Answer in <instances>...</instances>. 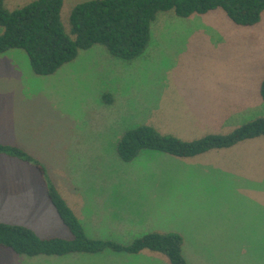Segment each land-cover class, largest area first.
Instances as JSON below:
<instances>
[{"label":"rangeland","instance_id":"rangeland-1","mask_svg":"<svg viewBox=\"0 0 264 264\" xmlns=\"http://www.w3.org/2000/svg\"><path fill=\"white\" fill-rule=\"evenodd\" d=\"M33 1L4 3L14 11ZM89 1L64 0L68 29L71 11ZM263 81L264 13L252 27L220 10L185 19L160 13L148 50L131 63L95 46L38 76L23 50L0 53V143L45 167L91 238L128 244L154 231L177 232L188 264H264V137L195 158L144 151L124 163L115 151L123 133L141 124L186 141L229 133L264 116ZM0 223L41 238L73 237L40 171L4 154ZM0 264L170 262L149 250L29 257L0 247Z\"/></svg>","mask_w":264,"mask_h":264},{"label":"trees","instance_id":"trees-1","mask_svg":"<svg viewBox=\"0 0 264 264\" xmlns=\"http://www.w3.org/2000/svg\"><path fill=\"white\" fill-rule=\"evenodd\" d=\"M64 0H34L9 11L0 0V53L19 49L26 52L32 71L49 76L73 62L81 51L101 46L119 60L131 63L141 58L151 42L152 26L160 13L178 18L223 11L237 26L259 24L264 0H93L74 7L69 29L61 12ZM106 93L104 101L111 103ZM264 103V81L260 88ZM262 114V113H261ZM264 137V116L224 134H207L192 141L164 134L155 127L141 124L126 130L116 144V156L132 163L144 151H158L178 158H195L211 151L232 148L244 141ZM0 154L33 164L46 179L47 194L72 239L41 238L32 229L0 223V247L29 257L75 254H101L106 251L137 255L149 250L166 256L170 264H188L185 239L177 232H150L128 244L87 235L77 212L50 181L45 167L19 147L0 143ZM84 224V223H83Z\"/></svg>","mask_w":264,"mask_h":264}]
</instances>
